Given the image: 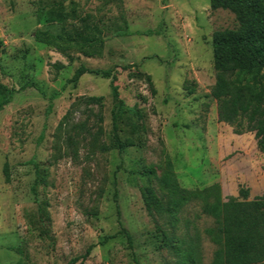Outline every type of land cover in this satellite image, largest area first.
<instances>
[{
    "label": "rangeland",
    "instance_id": "obj_1",
    "mask_svg": "<svg viewBox=\"0 0 264 264\" xmlns=\"http://www.w3.org/2000/svg\"><path fill=\"white\" fill-rule=\"evenodd\" d=\"M83 19L100 27L101 56L63 44L70 62L36 39L83 29ZM237 27L235 15L212 10L211 0H0V85L18 90L0 113V264H135L133 253L138 264H182L189 245L195 264H213L220 247L208 230L218 225L202 201L176 216L151 215L142 194L150 186L167 205L158 179L171 161L181 187L205 191L211 202L218 188L225 200L242 188L249 200L264 197L255 132L236 134L211 97L213 35ZM82 65L116 70L120 97L95 75L68 83ZM91 97L102 101L90 104ZM121 100L143 114L142 122L128 112L118 117L120 138L133 142L123 152L111 148ZM117 206L133 250L118 235Z\"/></svg>",
    "mask_w": 264,
    "mask_h": 264
},
{
    "label": "trees",
    "instance_id": "obj_2",
    "mask_svg": "<svg viewBox=\"0 0 264 264\" xmlns=\"http://www.w3.org/2000/svg\"><path fill=\"white\" fill-rule=\"evenodd\" d=\"M212 10L230 11L236 17L238 27L217 31L213 35V56L216 70V83L212 89L211 97L219 104V120L235 126L238 135L255 132L259 149L264 153V0H211ZM90 18V17H88ZM83 29L60 32H40L36 34L38 42L53 46L62 53L68 61H73V56L67 52L63 44L83 45V54L94 58L101 56L104 41L99 38L100 27L90 25L88 19H83ZM65 30V31H64ZM143 34L151 35L154 31ZM127 33L119 32L118 37ZM57 71L64 68L63 64L53 65ZM127 67H125L124 70ZM95 75L110 80L111 93L119 98L118 73L116 70H94L82 65L74 73L68 83L77 87L84 75ZM152 86V82L149 79ZM153 88V87H152ZM4 98L0 103V113L10 105L18 90L0 85ZM154 91V89H153ZM102 97H91L90 104H100ZM51 110V107H49ZM128 112L143 121V114L136 107H130L123 100L112 110L113 143L111 148L123 152L131 147V140L123 141L119 136L116 124L118 117ZM37 180L33 187L36 195V186L39 184L40 170L36 165ZM146 177L153 176L152 172H140ZM6 182L10 181L8 164L4 167ZM160 188L168 198L165 206L150 186L143 190V200L150 214L162 215L167 212L176 216L191 201H202L205 214L213 217L217 222V230H208L212 241L220 248L215 254L213 264H262L264 263V197L249 200V190L242 188L239 197L223 199L220 189H217V201L211 202L203 192H190L181 187L174 172L171 161L159 177ZM40 212H41V208ZM120 224L118 235H124L128 246L133 250V236L125 229L120 219V209L117 206ZM106 237L103 243L112 239ZM185 242V241H184ZM93 246L90 247L83 260L91 255ZM134 262L138 264L133 253ZM182 264H195L194 249L191 245L184 252ZM79 259L73 260L75 264ZM83 264V262L81 263Z\"/></svg>",
    "mask_w": 264,
    "mask_h": 264
}]
</instances>
